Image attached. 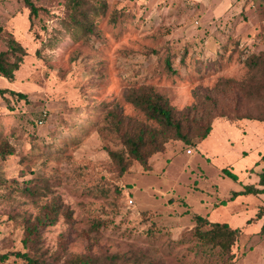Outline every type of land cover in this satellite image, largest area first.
I'll return each mask as SVG.
<instances>
[{
  "label": "rangeland",
  "instance_id": "rangeland-1",
  "mask_svg": "<svg viewBox=\"0 0 264 264\" xmlns=\"http://www.w3.org/2000/svg\"><path fill=\"white\" fill-rule=\"evenodd\" d=\"M33 1L30 17L23 0H0V51L9 34L27 49L13 81L0 75V89L27 96L0 93V146L14 150L0 154L1 264H28L17 252L39 264L86 254L90 264H264L262 225L248 221L264 194L229 200L258 180L264 122L216 117L201 144L171 138L150 168L133 160L123 174L110 155H127L123 132L159 127L129 101L133 89L180 112L194 89L246 76V57L264 50V0H89L85 35H73L68 0ZM53 206L54 223L28 237ZM196 214L241 228L234 261L201 245Z\"/></svg>",
  "mask_w": 264,
  "mask_h": 264
},
{
  "label": "trees",
  "instance_id": "trees-1",
  "mask_svg": "<svg viewBox=\"0 0 264 264\" xmlns=\"http://www.w3.org/2000/svg\"><path fill=\"white\" fill-rule=\"evenodd\" d=\"M23 1L30 10V17L38 14L39 8L33 0ZM68 5L72 15L73 35H85L87 32L94 31L89 23V12L91 8H95L94 4L89 0H68ZM4 32V27L0 25V34ZM6 45L7 48L0 51V75L13 81L15 72L20 68L24 56L27 54V49L12 34L7 37ZM245 65L247 66V73L242 79L226 77L219 81L215 88L198 92L194 89L196 102L180 112L170 105L163 94L153 89L149 91L146 89H133L128 94L129 101L140 107L147 118L157 122L159 127L142 124L121 134L123 144L127 148V155L119 150L110 151L119 172L123 174L130 167L133 160L140 162L145 168H150V157L163 151L165 144L171 138L181 139L187 144L196 146L208 137L213 129V121L216 117L227 116L236 120L247 118L264 121V50L248 55L245 59ZM6 92L18 95L19 98H27L23 92L8 88L0 89L1 94ZM122 123L121 118L116 119V125L119 128ZM12 152L14 150L12 148L8 149L7 142L0 146L1 155L5 156ZM257 165H260L259 170H257L258 181L244 184L242 189L233 190L229 200H234L240 195L264 193V153L261 154ZM222 171L224 175L231 177L233 180H239L238 174L230 168L224 167ZM33 189L29 186L28 191L33 193ZM222 202L227 203V200L225 199ZM54 209L55 206L48 209L45 215L37 219V223L27 226L28 237L38 229L40 224L54 223L48 221L53 219L52 210ZM263 216L264 205L260 206L255 216L248 221L256 222ZM195 223L193 235L202 246H217L226 260L234 261L233 246L241 234L240 227L233 226L226 221H212L208 215L201 214L195 215ZM261 231H264V223L261 226ZM28 237L24 240L26 244ZM16 255L23 257L28 264L40 263L28 252H17ZM8 258L9 254H0V264ZM92 260L93 258L89 257L88 254L78 255L73 258L72 263L90 264ZM6 264L15 263L8 262Z\"/></svg>",
  "mask_w": 264,
  "mask_h": 264
},
{
  "label": "crops",
  "instance_id": "crops-1",
  "mask_svg": "<svg viewBox=\"0 0 264 264\" xmlns=\"http://www.w3.org/2000/svg\"><path fill=\"white\" fill-rule=\"evenodd\" d=\"M260 122H264V121H260ZM213 130V129H212ZM213 132V131H212ZM204 141V140H203ZM202 141V142H203ZM200 144H201V142H200ZM200 144L198 145L199 147H200ZM258 181V180H257ZM262 195L264 194V193H261ZM249 195H252V194H249ZM249 195H245V196H249ZM259 195V194H258ZM244 195H240L239 197H243ZM238 198V197H237ZM258 211V210H257ZM256 211V212H257ZM256 212H255V214H256ZM255 216V215H254ZM219 221V220H218ZM256 223H259L260 225H263V223H264V216L261 218V219H259L258 221H256Z\"/></svg>",
  "mask_w": 264,
  "mask_h": 264
}]
</instances>
